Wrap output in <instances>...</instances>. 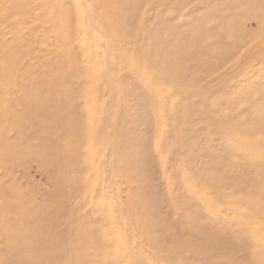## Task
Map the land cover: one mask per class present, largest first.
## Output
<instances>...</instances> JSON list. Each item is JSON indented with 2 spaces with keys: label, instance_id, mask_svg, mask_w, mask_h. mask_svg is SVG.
<instances>
[{
  "label": "rangeland",
  "instance_id": "rangeland-1",
  "mask_svg": "<svg viewBox=\"0 0 264 264\" xmlns=\"http://www.w3.org/2000/svg\"><path fill=\"white\" fill-rule=\"evenodd\" d=\"M129 15L114 0H0V264H155L141 223L171 210L165 197L178 170L207 172L227 150L223 134L201 131L194 118L212 103L206 93L216 74L206 60L152 48L137 56L139 23L130 28ZM133 58L139 73L155 78L150 90L124 82ZM202 144L206 159L193 155ZM221 187L232 195L229 178ZM97 188L117 207V233L106 225L93 236L75 223ZM231 203L217 204L215 214L204 205L197 211L229 231L230 216L251 215ZM213 256L214 264H264L257 244L246 258L234 250H209Z\"/></svg>",
  "mask_w": 264,
  "mask_h": 264
},
{
  "label": "snow or ice",
  "instance_id": "snow-or-ice-1",
  "mask_svg": "<svg viewBox=\"0 0 264 264\" xmlns=\"http://www.w3.org/2000/svg\"><path fill=\"white\" fill-rule=\"evenodd\" d=\"M147 5L145 0H114L115 7L130 13L126 20L130 28L139 23L137 56L152 48L162 56L179 52L204 58L205 70L216 74L206 93L212 103L194 118L202 122L201 131L210 127L228 143L226 151L212 157L214 164L207 172L187 165L178 170L176 187L165 197L171 210L141 223L146 242L160 258L155 264H214L215 256L207 257L209 250L215 255L240 251L246 258L254 244L264 252V7L256 0H194L187 5L182 0H147ZM67 8L73 5L68 3ZM142 8L145 14L138 15ZM225 10L236 14L226 16ZM208 37L214 38L210 46L205 44ZM132 63L133 75L124 82L140 91L154 87L155 78L139 73L135 58ZM193 155L206 159V147L202 144ZM224 178L233 185L230 197L223 194ZM256 189L262 193L259 200ZM80 190L79 184L72 189ZM228 200L231 208L251 214L230 216L234 226L229 231L212 227L197 211L204 205L215 214V206ZM253 217L261 221L257 229L244 222ZM75 223L93 236L107 232L106 225L111 233L123 228L117 207L99 188L85 201Z\"/></svg>",
  "mask_w": 264,
  "mask_h": 264
}]
</instances>
